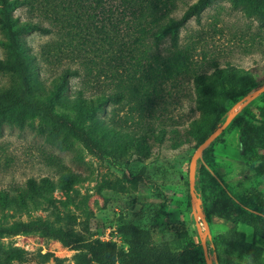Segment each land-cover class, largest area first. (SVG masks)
<instances>
[{
  "label": "rangeland",
  "instance_id": "obj_1",
  "mask_svg": "<svg viewBox=\"0 0 264 264\" xmlns=\"http://www.w3.org/2000/svg\"><path fill=\"white\" fill-rule=\"evenodd\" d=\"M195 1L173 0L167 16L178 19ZM119 3L108 1L113 5L110 17L114 21L122 11ZM161 13H166L165 9ZM13 15L20 21H38L52 29L50 35L33 32L24 37L45 91L66 69L79 73L68 78L66 95L70 98L79 93L84 98L113 95L121 91L120 81L127 84V79L133 78L132 66L140 58L138 51H131L132 45L100 47L98 42L97 49L91 42L85 43L82 35L74 37L73 32L67 35L53 28L40 18L37 9L23 6ZM152 52L161 56L167 67L160 66L159 74L151 73L152 77L144 79L141 86L137 82L140 74H136L133 85L138 94L132 103H106L96 113L95 121L52 105L55 114L87 131L119 129L133 135L154 132L133 148L124 150L114 138L100 135L105 153L98 158L76 140L67 139L69 148L60 150L29 128L0 129V190L21 187L28 178L55 179L65 170L86 179L71 189L55 191L27 210L1 211L0 226L38 217L52 220L50 213L59 212L75 217L69 230L81 239L115 243L117 248L126 249L118 227L121 221H130L149 230L156 246L191 240L196 246L195 258L179 264H214L207 241L235 225L239 239L260 249L259 264H264V217L238 207L235 199L229 202L210 185H205L203 191L207 179L202 175V167L210 164L232 196H255L256 206L264 210V111H260L264 92L245 101L264 87V27L240 9L232 8L227 0H218L179 29L176 46L168 35ZM3 56L0 48V59ZM228 66L242 71L218 83L208 95L207 126L197 136L190 135V122L199 118L192 76L210 75ZM10 85L11 78L0 73V88ZM125 95L129 99L126 91ZM32 100L46 104L38 97ZM223 113L227 117L233 113L234 117L219 135H214L227 119H220ZM39 122L36 116L34 125ZM210 136L212 141L199 152ZM196 206L204 208L209 223L207 254L201 245L205 223ZM240 218L245 224H234ZM18 249L23 252L21 258L10 259L9 254ZM77 252L38 234L0 237V264H54V257L64 259L63 264H74ZM46 254L52 257L43 262L41 256Z\"/></svg>",
  "mask_w": 264,
  "mask_h": 264
},
{
  "label": "trees",
  "instance_id": "obj_2",
  "mask_svg": "<svg viewBox=\"0 0 264 264\" xmlns=\"http://www.w3.org/2000/svg\"><path fill=\"white\" fill-rule=\"evenodd\" d=\"M108 1L0 0V48L4 52L3 58L0 59V73L11 78L9 87L0 88V129L3 126L19 130L29 128L60 150L69 148L67 139L76 140L98 158H102L105 153L100 135L114 138L120 142V148L124 150L133 148L140 140L144 141L147 136L154 135V132L133 135L129 132L123 133L119 129L117 131L101 129L97 133L87 131L55 114L52 105L95 121L96 113L101 112L106 103L120 104L124 101L132 103L138 94L137 88L133 85L136 74H140L137 82L141 86L144 79L152 77L151 73L159 74L160 66L167 67L161 56L152 52L153 48H157L163 38L168 35L172 45L176 46L179 29L191 18H197L205 8L218 0H196L178 19L167 16L168 6L173 5V0H119L122 11L120 18L116 21L110 17L113 5L108 4ZM227 1L232 8L240 9L246 17L255 18L258 25L264 27V0ZM23 6L32 10L37 9L41 14L40 18L47 21L53 28L65 31L67 35L73 32L74 37L82 35L85 43L91 42L96 48L98 42L100 47L103 44L117 47L132 45L134 49L131 51H138L140 60L145 61L146 65L138 60L132 66L133 78H126L127 84L120 81L121 91L113 95L101 94L94 98H84L79 93L73 98L68 97L66 95L68 78L79 76L78 71L70 69H66L60 77L54 78L52 88L45 91L39 80L34 57L30 54L24 37L33 32L50 35L52 29L38 21L28 19L20 21L16 18L13 15L14 11ZM162 9H165L166 13L160 14ZM109 27L113 32H108ZM150 38L151 42L148 41ZM241 71L228 66L224 69L217 68L210 75L196 73L192 76L195 111L199 113V118L190 122V135L197 136L207 126L208 95L218 83L231 79L236 72ZM125 91L129 94V99H126ZM34 97L40 98L46 104L33 101ZM130 106L132 109L135 108L131 104ZM260 108H262L260 111H264V106ZM36 116L40 117L37 126L34 125ZM226 118L225 113L220 116L221 120ZM158 133L163 135L162 131ZM203 174L207 179V182L203 184V191L207 185H210L229 202L236 200L238 207L252 213L259 212L261 217H264V210L256 206L255 196L251 198L232 196L210 164L208 168L202 167ZM85 180L80 173L71 170L62 171L55 179L46 176L39 179L28 178L21 187L0 190V212L6 209L27 210L32 204H38L41 199H46L55 191L63 188L71 189L72 186L83 183ZM201 210L206 219L204 208ZM50 216L52 220L38 217L27 222L0 226V237L38 234L58 241L63 246L78 251L73 256L74 264H179L181 261H191L195 258L196 246L191 240L184 239L174 244L156 246L152 242V234L149 230L140 228L130 221H121L118 227L119 237L126 247L124 249L117 248L115 243L90 242L81 239L78 234L69 230V226L75 223L74 216L59 212H51ZM206 223L209 224L207 219ZM235 223L245 224L241 218L236 219ZM234 226L224 234L207 241L212 247L214 264H259L260 249L239 239L240 233ZM22 254L23 252L19 249L13 250L9 257L19 259ZM232 255L235 257L234 260L229 259ZM51 257L49 254L41 256L43 262L50 261ZM53 262L63 264L64 259L54 257Z\"/></svg>",
  "mask_w": 264,
  "mask_h": 264
},
{
  "label": "water",
  "instance_id": "obj_3",
  "mask_svg": "<svg viewBox=\"0 0 264 264\" xmlns=\"http://www.w3.org/2000/svg\"><path fill=\"white\" fill-rule=\"evenodd\" d=\"M262 92H264V87L262 88V89H260L259 91H257V92H255L253 95H251V96H248V97H246L245 98V101H247V100H249V99H251L254 95H257V94H260V93H262ZM239 108V107H238ZM233 117H234V114L232 113V114H230L228 117H227V119L225 120V122L223 123V125L221 126V127H219L216 131H215V133H214V135H219L226 127H227V125L232 121V119H233ZM212 139H213V137L212 136H210L208 139H207V141L199 148V152H201L211 141H212ZM191 188L193 187V184H194V179H191ZM193 189V188H192ZM196 208H197V211H199V215H200V217L203 219V221H204V223H205V234L206 235H204V237L202 238V241H201V245H202V247H203V251H204V253L205 254H207V251H206V245H205V241H206V237L208 236L207 235V231H208V224L206 223V221H205V217H204V214H203V212H202V210H201V208L200 207H198V206H196ZM208 264H212V263H208Z\"/></svg>",
  "mask_w": 264,
  "mask_h": 264
}]
</instances>
